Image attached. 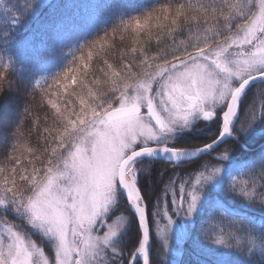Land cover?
I'll use <instances>...</instances> for the list:
<instances>
[{
    "label": "snow or ice",
    "instance_id": "snow-or-ice-1",
    "mask_svg": "<svg viewBox=\"0 0 264 264\" xmlns=\"http://www.w3.org/2000/svg\"><path fill=\"white\" fill-rule=\"evenodd\" d=\"M113 33L118 60L94 65L105 33L33 87L43 122L25 135L26 106L0 161V264H153L154 240L176 264L223 245L218 221L264 255V0H163Z\"/></svg>",
    "mask_w": 264,
    "mask_h": 264
},
{
    "label": "trees",
    "instance_id": "trees-1",
    "mask_svg": "<svg viewBox=\"0 0 264 264\" xmlns=\"http://www.w3.org/2000/svg\"><path fill=\"white\" fill-rule=\"evenodd\" d=\"M162 2L163 0H37L32 10L24 13L16 0H0V70L6 69V78L11 82L0 93V159H3L5 151L14 140L13 133L26 103L34 106L33 116L23 124L25 135L32 127L34 116L39 115L41 123L43 122L45 109L39 106V95L34 100H29L36 82H50L71 64L83 47L105 33L109 34L112 46L100 53L94 60V65L98 67L105 56L113 61L118 60L121 51L131 46L132 38L129 33L114 34L111 30ZM178 39H183V35ZM155 46L156 42L153 40L150 47L154 49ZM32 139L35 140V133ZM261 143H264V131L258 128L252 148H258ZM163 167L165 166L157 164L155 170L159 171ZM252 215L259 229L264 225V217ZM218 222L225 231L229 228L226 222ZM214 231L218 232L219 228ZM159 248V242L154 241L151 252L153 264H157L159 259ZM178 250L179 246L176 253ZM179 252L178 262L176 255L165 256V261L174 260L177 264H264V255L258 252L253 254L250 261H244L235 253L230 255L229 250L210 242H204L201 247L188 240L183 242Z\"/></svg>",
    "mask_w": 264,
    "mask_h": 264
},
{
    "label": "clouds",
    "instance_id": "clouds-1",
    "mask_svg": "<svg viewBox=\"0 0 264 264\" xmlns=\"http://www.w3.org/2000/svg\"><path fill=\"white\" fill-rule=\"evenodd\" d=\"M16 2L24 10V13H27V12H30L34 8L37 0H16ZM169 2H172V0H169ZM160 7H161V3L159 5H156L151 10L146 11L142 15L147 14L148 12H151L153 9H159ZM12 11L15 12V10H12ZM142 15H138V16H142ZM21 18H23V16H21ZM130 19H128V20H130ZM128 20H126V21H128ZM120 25H122V23ZM117 28L118 27L112 29L111 31H114ZM101 37H103V36H101ZM91 42H89V44ZM10 83L11 82L6 78V69L0 70V93H2L5 90V88L9 87ZM31 98H32V95L29 94V100H31ZM29 104H30L29 102L25 104L22 117L24 116L25 107L28 106ZM2 160L3 159H0V161H2ZM225 232L227 234H222L223 240H224L223 245H217V246H222L225 249L235 253L237 256H240L244 261H250L252 259V253L249 252L248 248L246 247V241L243 238L246 235V233H242L239 230L232 229V228H228ZM237 236L241 237L239 242H237V240H236Z\"/></svg>",
    "mask_w": 264,
    "mask_h": 264
},
{
    "label": "rangeland",
    "instance_id": "rangeland-1",
    "mask_svg": "<svg viewBox=\"0 0 264 264\" xmlns=\"http://www.w3.org/2000/svg\"><path fill=\"white\" fill-rule=\"evenodd\" d=\"M159 169V168H158ZM160 170V169H159ZM154 241H156V240H154ZM154 241L152 242V246H151V252H152V249H153V244H154ZM183 244V243H182ZM182 244H180L179 245V250H180V248L182 247ZM179 250H178V252H177V254H176V256H175V259H176V262H178L177 260H179V256H180V252H179ZM177 264V263H176Z\"/></svg>",
    "mask_w": 264,
    "mask_h": 264
},
{
    "label": "flooded vegetation",
    "instance_id": "flooded-vegetation-1",
    "mask_svg": "<svg viewBox=\"0 0 264 264\" xmlns=\"http://www.w3.org/2000/svg\"><path fill=\"white\" fill-rule=\"evenodd\" d=\"M228 145H221V149L224 148V147H227Z\"/></svg>",
    "mask_w": 264,
    "mask_h": 264
}]
</instances>
